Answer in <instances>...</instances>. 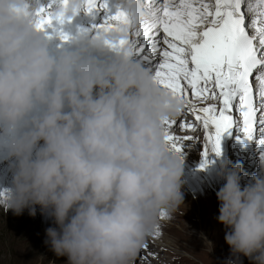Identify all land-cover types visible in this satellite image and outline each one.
<instances>
[{
  "label": "clouds",
  "instance_id": "obj_1",
  "mask_svg": "<svg viewBox=\"0 0 264 264\" xmlns=\"http://www.w3.org/2000/svg\"><path fill=\"white\" fill-rule=\"evenodd\" d=\"M121 5L133 25L148 16L145 0ZM41 6L0 0V146L13 160L0 208L35 217L39 206L52 220L44 243L63 264H135L161 211L185 204L184 156L164 129L185 101L159 85L131 46H109L129 25L81 30L53 54L37 28ZM83 9L85 0H67L48 11L71 20ZM220 175L216 219L229 264H264V175L248 179L229 161Z\"/></svg>",
  "mask_w": 264,
  "mask_h": 264
},
{
  "label": "snow or ice",
  "instance_id": "obj_2",
  "mask_svg": "<svg viewBox=\"0 0 264 264\" xmlns=\"http://www.w3.org/2000/svg\"><path fill=\"white\" fill-rule=\"evenodd\" d=\"M66 3L67 0H60ZM37 10V28L45 31L53 20L48 9ZM148 16L133 25L121 2L113 12L109 0H85L88 13L105 11L96 34L129 25L127 35L109 41L113 49L131 46V54L149 68L159 85L185 101L177 119L165 120L166 140L182 156L187 147L202 145L201 168L219 156L226 132L237 128L238 137L255 141L264 161V0H145ZM88 31V30H85ZM62 40L70 36L60 32ZM5 191V190H4ZM0 192V196L3 195ZM168 217L161 211L159 221ZM163 235L158 222L135 264L159 258L154 243Z\"/></svg>",
  "mask_w": 264,
  "mask_h": 264
},
{
  "label": "rangeland",
  "instance_id": "obj_3",
  "mask_svg": "<svg viewBox=\"0 0 264 264\" xmlns=\"http://www.w3.org/2000/svg\"><path fill=\"white\" fill-rule=\"evenodd\" d=\"M101 22L102 19H99L97 24ZM93 34H95V30L91 33V35ZM233 134L236 135V132H233ZM234 135L226 142L225 154L228 160L231 159L230 166L237 162L241 163L244 171L248 174V179L253 174L264 175V168H261L259 170L261 174H258L259 171L251 166H247L250 161L249 159H244V157H240L239 155L236 157L235 153L238 152L240 147L239 142L233 139ZM0 147L3 150V152H0L1 176L4 173L5 167L12 163L13 160L10 157L5 158L6 155L8 156V152H6L7 150L3 146ZM219 158L221 172L224 159L221 154ZM184 165L192 169L195 165V160L193 159L191 161L188 159L187 161L184 159ZM197 175L196 178L199 179V183L185 180L184 175L182 176V192H187L191 195L193 199L192 206L194 208L186 205V202L184 203L190 210L191 217L194 218V220L191 219V222L196 225V229L191 228V233H188L182 230V225L179 221H168L164 219L159 222L162 223V226L166 224L175 226L177 231L188 237L186 238L187 241H181V249L187 251H173V260L179 259L180 261H184L185 264H229L231 253L229 245L224 240L225 228L216 219V216L219 214V202L216 192L225 181L221 175L219 180H214L215 182L209 178L210 175L208 177L205 174V176L202 172L197 173ZM6 177L4 175L0 178V192H3L5 189L11 190L12 177ZM198 193L203 197L201 205L197 202ZM51 224V218L47 215H42L39 211V206H37V214L35 217L30 216L27 209H25L22 215L17 216L13 214L11 209L7 213H4L3 209L0 208V264H63L66 258L56 257L44 243L46 238L45 230ZM202 225H204V228ZM163 234L166 235L164 230ZM190 240H193L196 244L190 245L188 243ZM192 247L200 249L204 256L192 252L194 250L191 249ZM240 259L243 261V264H249L247 257H241Z\"/></svg>",
  "mask_w": 264,
  "mask_h": 264
},
{
  "label": "bare ground",
  "instance_id": "obj_4",
  "mask_svg": "<svg viewBox=\"0 0 264 264\" xmlns=\"http://www.w3.org/2000/svg\"><path fill=\"white\" fill-rule=\"evenodd\" d=\"M51 0H40V3L42 6H47ZM60 2V0H56V3ZM116 10V8H115ZM114 12V9H112ZM105 11L100 10L99 12L94 13H88L86 9H83L77 16H75L71 20H65L63 24H60L58 21L53 20V23L51 26H46L45 34L47 38L50 41V51L53 52V54L60 51L62 48L65 47H72L73 42L72 38L78 36L81 30H88V34L91 35V33L94 31L92 29L93 24H97L99 19L103 20V17L105 16ZM67 33L70 36V39L67 41H64L60 37V32ZM96 34V32H95ZM233 132H236V135L233 134ZM234 135V140L239 142V150L237 153H235L236 157L239 155L240 157H244L249 159V163L247 166H251L252 168L259 171L261 168H264V161L261 159V155L259 154V151L257 150L256 142L255 141H245L246 147L242 145L240 142V139L238 137L242 136V133L237 129L233 128L229 132H226L221 141V156H223L224 162L225 161H231L226 158V142L230 140L231 136ZM0 152H3V150L0 147ZM7 152V151H6ZM4 155V153H2ZM184 159L188 161L189 160H195V165L192 169L184 165V178L188 181L198 182L199 179L196 177L198 176L197 173L202 172L204 175L206 174L209 178H211L213 181L219 180L220 178V163H219V156H217L215 153H210L209 160L211 161L206 167L201 168L200 165L203 162V156H202V145L201 144H195L191 147H187L183 153ZM5 158H9V156H5ZM234 158V157H233ZM237 159V158H236ZM243 162V161H242ZM12 163L8 164V166L5 167L4 173L0 176L6 175V178L12 177L13 171H12ZM258 174H261L259 171ZM205 175V176H206ZM207 177V178H208ZM214 177V179H213ZM222 180V179H221ZM214 181V182H215ZM183 190V187L182 189ZM184 202H186V205L192 206L193 199L189 193H184ZM197 202L198 204H202L203 197L199 193L197 194ZM191 208H194L193 206ZM190 210L188 209L185 204H181L179 208L172 214H168V217L165 218L166 220H173V221H179L182 225V230L184 232L191 233L190 229H196V225L193 224L191 219L194 220V218L190 215ZM200 213H202L200 211ZM204 228V225H202ZM163 230L165 231L166 235L163 234L161 238L155 241L154 243V250L159 252V258L156 260H153L152 263H158V264H185L184 261H180L179 259L173 260L172 252L173 251H180V252H186L187 250L181 249V241L186 240L188 238L183 233L177 231L175 229V226L171 224H166L162 226ZM187 241V240H186ZM148 243L153 244V241L151 237L148 239ZM190 245H195L196 243L193 240H190L188 242ZM190 249V246H189ZM194 249L192 252L204 256V254L200 251V249L191 248ZM191 252V251H190ZM191 252V253H192ZM183 256V255H182Z\"/></svg>",
  "mask_w": 264,
  "mask_h": 264
}]
</instances>
